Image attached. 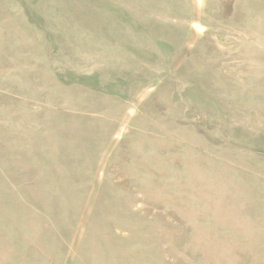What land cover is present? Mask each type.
<instances>
[{"label":"rangeland","instance_id":"1","mask_svg":"<svg viewBox=\"0 0 264 264\" xmlns=\"http://www.w3.org/2000/svg\"><path fill=\"white\" fill-rule=\"evenodd\" d=\"M0 264H264V0H0Z\"/></svg>","mask_w":264,"mask_h":264}]
</instances>
